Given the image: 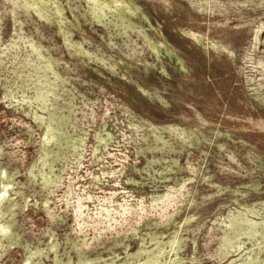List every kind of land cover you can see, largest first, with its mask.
Here are the masks:
<instances>
[{
  "label": "rangeland",
  "instance_id": "rangeland-1",
  "mask_svg": "<svg viewBox=\"0 0 264 264\" xmlns=\"http://www.w3.org/2000/svg\"><path fill=\"white\" fill-rule=\"evenodd\" d=\"M0 264H264V0H0Z\"/></svg>",
  "mask_w": 264,
  "mask_h": 264
}]
</instances>
